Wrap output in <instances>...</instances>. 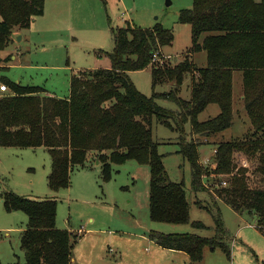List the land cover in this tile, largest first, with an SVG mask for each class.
<instances>
[{"label": "trees", "instance_id": "16d2710c", "mask_svg": "<svg viewBox=\"0 0 264 264\" xmlns=\"http://www.w3.org/2000/svg\"><path fill=\"white\" fill-rule=\"evenodd\" d=\"M45 1L0 0V52L14 41L16 30L29 29L44 14ZM180 22L192 29L189 54L206 53L201 68H193L187 61L153 63L154 55L159 53L162 58V51L172 46L174 33L160 25L144 30L129 24L114 31V50L101 52L110 68L75 73L67 99L47 96L42 87L21 86L2 77L1 83L14 95L0 98V147L46 148L52 167L49 187L55 192L70 188L76 169H90L98 163L102 179L108 181L113 166L131 160L148 165L151 220L182 225L190 223L186 188L184 183L170 180L152 125L156 119L172 131L186 132L190 122V133L198 141L182 139L179 145L191 164L193 191H206L204 181L211 175L225 178L228 186L215 192L218 200L239 215L256 217L264 236V0H194V7L181 13ZM8 61L0 57V65ZM147 68H151L153 88L170 85L171 91H154L150 97L141 93L129 73ZM235 72L242 73L243 102L253 132L217 142L214 164L205 168L200 162V140L210 141L235 124ZM187 75H191L190 100L179 97ZM167 99L176 104V111L157 102ZM210 105L219 107V115L200 122L198 116ZM237 155L244 156L254 171L236 162ZM3 200L8 211H23L28 216L21 240L26 264H73L72 241L77 238L57 228V200H31L15 194H6ZM216 223L217 235L212 240L156 231L150 233V239L164 249L187 253L192 263L203 259L206 247H220L231 257L220 217ZM193 226L204 228L201 222Z\"/></svg>", "mask_w": 264, "mask_h": 264}, {"label": "rangeland", "instance_id": "374dc122", "mask_svg": "<svg viewBox=\"0 0 264 264\" xmlns=\"http://www.w3.org/2000/svg\"><path fill=\"white\" fill-rule=\"evenodd\" d=\"M73 2L71 8L64 2V20H61L60 16L54 18L53 7L57 1L46 0L44 14L37 17L29 29L16 30L24 35L21 41L14 40L0 52L2 59H9L0 65V79L6 77L21 86L42 87L59 99H67L75 73L110 68L109 59L101 52L111 53L115 48L114 31L129 24L144 30H154L160 25L173 32L172 46L162 51L163 59L172 65L187 61L193 68H201L202 62L207 61L205 52L189 54L192 29L180 22L181 13L193 8L194 0H73L72 5ZM53 66L64 69H52ZM129 76L137 89L148 97L154 91L163 93L172 89L170 85L153 88L151 69L131 72ZM235 76L233 74L235 124L210 141L200 140V162L205 168L214 164L217 142L243 138L253 132L243 102V80ZM190 84L191 75H187L179 94L184 100L191 98ZM6 94L14 95L11 91ZM157 102L162 107L177 110L176 104L168 99ZM219 113L217 105H210L198 119L205 122ZM152 130L160 143L158 152L163 155L170 180L185 185L190 223L177 225L151 220V168L148 165L131 160L113 166L108 181L102 179L100 166L76 169L70 188L55 192L49 187L52 167L46 148L0 147V264H26L21 240L28 226V216L23 211L7 210L3 200L6 194L31 200H57V228L70 231L77 238L72 241L73 264H264V236L257 228L256 217L237 214L215 195L219 188L228 186L224 184L226 179L211 175L204 181L206 191H193L191 164L181 154L179 145L182 139L198 141L190 133L191 123L186 125V132H175L154 119ZM236 162L254 171L244 156L237 155ZM254 178L251 176L252 180ZM219 217L227 231L225 243L231 257L220 247L215 250L206 247L203 259L192 263L187 254L163 249L150 239V233L156 231L195 234L212 240L217 235ZM194 222L203 223L204 228H195Z\"/></svg>", "mask_w": 264, "mask_h": 264}, {"label": "crops", "instance_id": "0c3cea01", "mask_svg": "<svg viewBox=\"0 0 264 264\" xmlns=\"http://www.w3.org/2000/svg\"><path fill=\"white\" fill-rule=\"evenodd\" d=\"M57 1V4H56V6H54L53 7V9L55 10V16H54V18H57V17H59V18H61V20H64V9L62 8V6L64 5V2L65 1H67V4L70 6V8L71 7H73L74 6V2H73V5H72V3H71V1H73V0H56ZM72 5V6H71ZM23 31H25V30H23ZM55 33H56V30H55ZM15 34H21L22 36L24 35L23 33H21V32H17V33H15ZM57 43H58V40H57ZM17 60H18V56H16V61L15 62H17ZM206 64V61H204V62H202V66L203 65H205ZM67 68V67H66ZM52 69H59V70H63L64 69V67H60V66H53V68ZM148 70L149 69H151V68H147ZM139 72V71H138ZM234 75H236L235 76V78H237V80H240L239 79V77L243 80V78H242V73H240V72H235L234 73ZM6 78V77H5ZM1 82V81H0ZM17 84V83H16ZM20 85V84H19ZM46 95L47 96H51V97H55V98H57L56 96H54V95H51V94H49L48 92L46 93ZM59 99V98H58ZM97 166H98V163L96 164ZM95 166V165H94ZM93 166V167H94ZM92 167V168H93ZM92 221H94V220H91V222ZM70 232V231H69ZM71 233V232H70ZM72 234V233H71ZM261 234V233H260ZM164 249V248H163ZM167 250V249H166ZM111 252H112V250H111ZM175 252H180V251H175ZM182 253H185V252H182ZM185 254H187V253H185ZM188 255V254H187ZM73 263H74V259H73Z\"/></svg>", "mask_w": 264, "mask_h": 264}, {"label": "built area", "instance_id": "2783aa9c", "mask_svg": "<svg viewBox=\"0 0 264 264\" xmlns=\"http://www.w3.org/2000/svg\"><path fill=\"white\" fill-rule=\"evenodd\" d=\"M164 59H163V57L161 58L160 56H159V53H157L156 55H154V57H153V63H157V62H159V61H163ZM165 61V60H164ZM9 92V87L6 85V84H4V83H1L0 82V98L3 96V95H5L6 93H8ZM225 185H226V183H224Z\"/></svg>", "mask_w": 264, "mask_h": 264}, {"label": "water", "instance_id": "95a60500", "mask_svg": "<svg viewBox=\"0 0 264 264\" xmlns=\"http://www.w3.org/2000/svg\"><path fill=\"white\" fill-rule=\"evenodd\" d=\"M13 40H17L18 42L22 40V35L21 34H14L13 35Z\"/></svg>", "mask_w": 264, "mask_h": 264}]
</instances>
